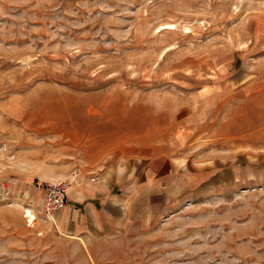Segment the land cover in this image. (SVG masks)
<instances>
[{
  "label": "rangeland",
  "instance_id": "obj_1",
  "mask_svg": "<svg viewBox=\"0 0 264 264\" xmlns=\"http://www.w3.org/2000/svg\"><path fill=\"white\" fill-rule=\"evenodd\" d=\"M0 264H264V0H0Z\"/></svg>",
  "mask_w": 264,
  "mask_h": 264
},
{
  "label": "crops",
  "instance_id": "obj_2",
  "mask_svg": "<svg viewBox=\"0 0 264 264\" xmlns=\"http://www.w3.org/2000/svg\"><path fill=\"white\" fill-rule=\"evenodd\" d=\"M150 165H147L144 168V174H146V172H149ZM103 185L101 186L102 191H97L94 195L93 193H81V197L78 198L76 197V195H71L70 198V203L66 204L67 201V196H68V190L66 192V196H65V205L62 209H64L67 206H72L71 209H67L64 210V218L67 219V217H70V220L68 221V223H66L65 227L67 229H70V231L78 234L81 233L82 231H84L85 227H84V222H83V216H80V219L78 220V214H76L75 212L77 211L76 208H78V206L83 203V200L85 199H100L101 197L106 195V199L104 200V202L101 204V213L103 214V219L107 218L105 217L104 213H110L112 208L115 204H116V199L113 198V196H111L110 194L107 195V193L110 191V189L114 188V182L113 180H107L106 182L104 181L102 183ZM98 206L99 203L98 202H87L85 205V208H83L85 210V213L88 214L87 212H94V211H98Z\"/></svg>",
  "mask_w": 264,
  "mask_h": 264
},
{
  "label": "built area",
  "instance_id": "obj_3",
  "mask_svg": "<svg viewBox=\"0 0 264 264\" xmlns=\"http://www.w3.org/2000/svg\"><path fill=\"white\" fill-rule=\"evenodd\" d=\"M42 186L46 193L44 209L48 212L62 209L65 205V196L68 190L67 181L44 182Z\"/></svg>",
  "mask_w": 264,
  "mask_h": 264
},
{
  "label": "bare ground",
  "instance_id": "obj_4",
  "mask_svg": "<svg viewBox=\"0 0 264 264\" xmlns=\"http://www.w3.org/2000/svg\"><path fill=\"white\" fill-rule=\"evenodd\" d=\"M165 28H172V26L171 27L167 26ZM26 212L28 213V216H30L32 219L34 218V216L31 214V212L29 210H27ZM28 221H30V220H28Z\"/></svg>",
  "mask_w": 264,
  "mask_h": 264
}]
</instances>
